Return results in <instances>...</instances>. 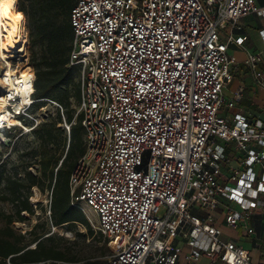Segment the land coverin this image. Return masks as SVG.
Listing matches in <instances>:
<instances>
[{
  "label": "built area",
  "instance_id": "2783aa9c",
  "mask_svg": "<svg viewBox=\"0 0 264 264\" xmlns=\"http://www.w3.org/2000/svg\"><path fill=\"white\" fill-rule=\"evenodd\" d=\"M262 11L256 0H74L73 122L81 113L85 153L70 176L71 203L109 239V264H198L203 256L264 264L225 231L256 234L264 120L236 109L241 92L226 96L229 46L245 37L221 38L225 23ZM262 61L257 52L246 58L264 86ZM32 71L31 89L6 88L7 113L20 124L0 116V130L31 133L44 121ZM48 100L62 113L69 147L72 123Z\"/></svg>",
  "mask_w": 264,
  "mask_h": 264
},
{
  "label": "trees",
  "instance_id": "16d2710c",
  "mask_svg": "<svg viewBox=\"0 0 264 264\" xmlns=\"http://www.w3.org/2000/svg\"><path fill=\"white\" fill-rule=\"evenodd\" d=\"M31 3L34 9L32 14L24 0H19V9L29 17L31 46L35 47L38 43L42 46L40 53L32 51L36 74L34 97L40 99L35 104V110L49 102L48 99L59 102L64 107L67 121L72 123L70 143L68 147V134L61 125L63 116L57 108L55 117L50 120L45 118L31 132L37 134L42 147L37 161V174L28 167L22 173H9L0 153V201L11 202L15 207L14 212L10 213L0 209V218L7 222L6 227L0 228V264H39L46 261L52 264H77V256L63 248L55 237L45 236L48 233L46 231L42 234L36 232L39 224L31 230V233H35L34 247L24 244L25 234L18 233L12 226L16 220H26V213L36 214V207L30 197L33 188L38 186L42 189L48 187L52 192L50 210L55 226L68 223L72 227L80 222L87 227L88 235L94 234L85 213L71 203L70 176L76 162L85 153L82 114L79 113L73 122L77 111L73 101L78 104L80 100V68L69 65L74 39L70 20L74 0H31ZM100 234L106 241L109 240ZM109 254L106 248L100 256L88 258L85 263L109 264Z\"/></svg>",
  "mask_w": 264,
  "mask_h": 264
},
{
  "label": "rangeland",
  "instance_id": "374dc122",
  "mask_svg": "<svg viewBox=\"0 0 264 264\" xmlns=\"http://www.w3.org/2000/svg\"><path fill=\"white\" fill-rule=\"evenodd\" d=\"M25 5L32 14L34 9L32 8L31 0H24ZM17 6L19 9V0H17ZM25 15V25H26V45L20 60H14L12 62L14 68L17 70H22L23 65L32 64V51L40 53L41 44L38 43L35 47L31 46L30 32L31 25L29 17ZM61 20V17L58 18ZM1 34L2 26L0 24V46H1ZM1 57V56H0ZM1 62V58H0ZM4 64V63H2ZM2 66V65H1ZM0 72H2L1 68ZM74 102V108L77 110L78 104ZM38 111L43 115L46 120L55 117L57 114V107L51 102L43 103L38 107ZM48 115V116H47ZM41 144L36 133H25L22 129H14L9 132L0 130V153L2 154V160L6 162L7 170L9 173L13 174L17 171L23 172V170L28 167L34 173H38L39 165L37 163L40 152ZM31 202L36 207V214L29 215L26 213L27 219L24 221H14L12 226L18 233L25 234L23 243L28 244L30 247L35 246L34 237L35 233H31V230L39 224V228L36 230L38 234H42L44 231L48 232L45 236L51 235L60 243V245L70 252L72 255H76L79 260L77 264H86L85 261L88 258H93L94 256H100L107 248L110 253L109 240L106 241L100 234V232L92 225L94 234L88 235L87 227L82 223H77L76 226H70V224L65 223L60 226H55L51 218L50 212V192L49 188L45 187L42 189L38 186L33 188V194L30 197ZM0 209L8 213L14 212L15 207L11 202L0 201ZM164 210L161 211V214ZM94 223L96 224L95 213H90ZM7 222L5 219L0 218V228L6 227ZM39 264H52L50 261L41 262Z\"/></svg>",
  "mask_w": 264,
  "mask_h": 264
},
{
  "label": "crops",
  "instance_id": "0c3cea01",
  "mask_svg": "<svg viewBox=\"0 0 264 264\" xmlns=\"http://www.w3.org/2000/svg\"><path fill=\"white\" fill-rule=\"evenodd\" d=\"M256 1L263 11L245 16L235 25L225 23L221 27V38L228 40L230 35L245 37L243 44L234 42L229 46V53L235 58V63L232 65L234 78L225 88L226 96L233 98L236 92H241L242 96L237 101L236 109L253 119L264 120V86L259 83L254 71L246 63L249 52L261 53L263 61L260 67L264 70V0ZM252 224L256 229L255 235L247 234L245 228L231 230L225 226L226 236L250 248L253 259L260 261L264 259V210L253 218ZM210 262L208 257L203 256L198 264ZM216 264L224 263L218 261Z\"/></svg>",
  "mask_w": 264,
  "mask_h": 264
},
{
  "label": "bare ground",
  "instance_id": "6f19581e",
  "mask_svg": "<svg viewBox=\"0 0 264 264\" xmlns=\"http://www.w3.org/2000/svg\"><path fill=\"white\" fill-rule=\"evenodd\" d=\"M0 24V66L4 65V68L1 66L3 71L0 72V116L7 118L11 124L18 125L20 120L7 113L4 92L8 86L14 87L17 82H24L27 88L31 89L34 74L30 64L23 65L20 71L12 64L14 60H20L26 45L25 15L18 9L17 0H0ZM3 112L5 113L2 116Z\"/></svg>",
  "mask_w": 264,
  "mask_h": 264
}]
</instances>
